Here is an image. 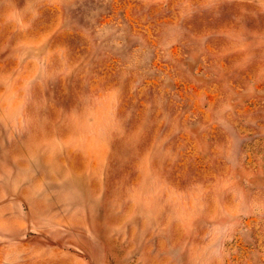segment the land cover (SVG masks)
<instances>
[{
	"label": "rangeland",
	"instance_id": "1",
	"mask_svg": "<svg viewBox=\"0 0 264 264\" xmlns=\"http://www.w3.org/2000/svg\"><path fill=\"white\" fill-rule=\"evenodd\" d=\"M0 264H264V0H0Z\"/></svg>",
	"mask_w": 264,
	"mask_h": 264
}]
</instances>
